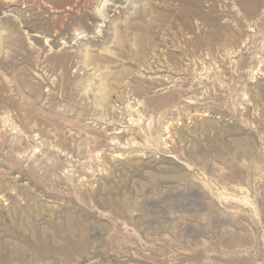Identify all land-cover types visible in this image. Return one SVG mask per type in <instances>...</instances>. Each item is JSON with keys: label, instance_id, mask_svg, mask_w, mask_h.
Here are the masks:
<instances>
[{"label": "rangeland", "instance_id": "1", "mask_svg": "<svg viewBox=\"0 0 264 264\" xmlns=\"http://www.w3.org/2000/svg\"><path fill=\"white\" fill-rule=\"evenodd\" d=\"M0 264H264V0H0Z\"/></svg>", "mask_w": 264, "mask_h": 264}]
</instances>
